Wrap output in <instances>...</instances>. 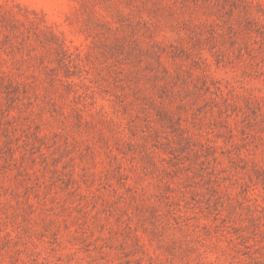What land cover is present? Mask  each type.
<instances>
[{
	"label": "rangeland",
	"instance_id": "1",
	"mask_svg": "<svg viewBox=\"0 0 264 264\" xmlns=\"http://www.w3.org/2000/svg\"><path fill=\"white\" fill-rule=\"evenodd\" d=\"M0 264H264V0H0Z\"/></svg>",
	"mask_w": 264,
	"mask_h": 264
}]
</instances>
